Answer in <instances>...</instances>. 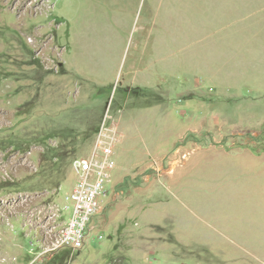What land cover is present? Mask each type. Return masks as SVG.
<instances>
[{
    "label": "rangeland",
    "instance_id": "rangeland-1",
    "mask_svg": "<svg viewBox=\"0 0 264 264\" xmlns=\"http://www.w3.org/2000/svg\"><path fill=\"white\" fill-rule=\"evenodd\" d=\"M99 142L115 167L96 228L44 257ZM258 257L264 0H0V264Z\"/></svg>",
    "mask_w": 264,
    "mask_h": 264
},
{
    "label": "built area",
    "instance_id": "built-area-1",
    "mask_svg": "<svg viewBox=\"0 0 264 264\" xmlns=\"http://www.w3.org/2000/svg\"><path fill=\"white\" fill-rule=\"evenodd\" d=\"M103 146L102 142H99L98 148L92 155L74 160L73 170L77 177L75 186L66 194L60 210H57L61 213V223H56V229L66 230L65 245L54 252L39 248L42 256L54 257L63 250L81 249L86 243L88 233L96 228L94 221L104 211L99 206L98 198L106 194V181L115 167L110 158L112 149H103ZM99 150L104 151L101 158H99ZM63 212L69 215L68 219ZM42 237V239L47 238L46 233L42 234ZM35 249L36 247H33L31 252L36 253Z\"/></svg>",
    "mask_w": 264,
    "mask_h": 264
},
{
    "label": "bare ground",
    "instance_id": "bare-ground-1",
    "mask_svg": "<svg viewBox=\"0 0 264 264\" xmlns=\"http://www.w3.org/2000/svg\"><path fill=\"white\" fill-rule=\"evenodd\" d=\"M58 218H61L60 212H57L55 214V219H53L52 221L55 222L56 220H58ZM46 235H47V238H46L47 243L45 245V250L47 252H54L59 247H62L65 245V238H66V230L65 229H56V225H53L46 231Z\"/></svg>",
    "mask_w": 264,
    "mask_h": 264
},
{
    "label": "crops",
    "instance_id": "crops-1",
    "mask_svg": "<svg viewBox=\"0 0 264 264\" xmlns=\"http://www.w3.org/2000/svg\"><path fill=\"white\" fill-rule=\"evenodd\" d=\"M56 18H59V17L57 16ZM64 63H65V62H64ZM65 70H66V69H65ZM130 89H131V90H135V89H136V90H141L142 88H141V87H135V88H134V87H130ZM235 240H236V239H235ZM231 244H232V245H235V246H236V245H237V246H240V247L243 248V249H244V247H245L244 244L240 245L239 243H237V240H236L235 242H232V241H231ZM258 260H259L262 264H264V259H263V258L258 257Z\"/></svg>",
    "mask_w": 264,
    "mask_h": 264
},
{
    "label": "trees",
    "instance_id": "trees-1",
    "mask_svg": "<svg viewBox=\"0 0 264 264\" xmlns=\"http://www.w3.org/2000/svg\"><path fill=\"white\" fill-rule=\"evenodd\" d=\"M56 21H57V23H62V20L60 18H56Z\"/></svg>",
    "mask_w": 264,
    "mask_h": 264
}]
</instances>
